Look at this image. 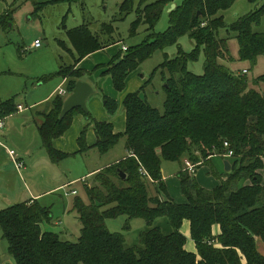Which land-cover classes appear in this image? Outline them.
Masks as SVG:
<instances>
[{
    "label": "trees",
    "instance_id": "16d2710c",
    "mask_svg": "<svg viewBox=\"0 0 264 264\" xmlns=\"http://www.w3.org/2000/svg\"><path fill=\"white\" fill-rule=\"evenodd\" d=\"M236 1L182 0L169 13V27L164 33L156 32V27L176 0L123 1L119 21L135 12L131 36L137 35L141 25H146L147 36L141 44L120 52L105 66L106 74L113 79L115 89L123 92L129 75L157 51L163 52L164 62L157 71L167 85L164 112L153 108L139 92L130 94L123 103L126 130L116 133L111 123L98 122L81 109L61 119L65 99L58 95L53 100L39 133L54 163L69 157L57 151L53 142L69 130L77 113L94 125L95 148L101 155L114 149L122 138L130 155L96 174L94 184L84 185L87 200L75 198L74 212L82 225L77 242L54 233L51 208L37 201L0 210V230L15 264H264L257 246L258 240L264 242V94L250 88L245 74L226 65L236 62L231 40L238 42V61L248 63L251 69L264 57V33L254 31L264 17V3L228 25L221 13ZM6 16L0 17V26L10 22ZM223 29L228 33L225 38L220 36ZM114 33L111 23L103 24L98 34L89 24L67 31L75 61L62 65L57 75L67 82L70 79L66 86L69 95L87 75L76 69L77 65L89 55L118 44ZM183 36L194 42L191 53L184 52L179 44ZM172 46H178L174 58L166 52ZM202 53L204 73L196 75L189 64L198 61ZM261 82L264 75L253 80L255 85ZM104 101L107 111L116 115L118 103L105 96ZM17 111L14 99L0 101V118ZM85 134L79 139L80 153L90 149ZM228 152L233 156L225 158ZM214 157L231 164L230 172L220 177V185L206 190L183 169L178 177L186 201L177 203L163 177V160H189L200 167ZM150 180L155 195L149 192ZM122 216L146 221L148 229L141 233L139 245L127 247L123 234L108 229L107 220ZM160 218L168 220L170 233L156 226ZM185 222L190 224L196 253L186 249L187 238L182 233ZM215 226L220 227L219 235L214 234ZM0 264L10 263L0 258Z\"/></svg>",
    "mask_w": 264,
    "mask_h": 264
},
{
    "label": "rangeland",
    "instance_id": "374dc122",
    "mask_svg": "<svg viewBox=\"0 0 264 264\" xmlns=\"http://www.w3.org/2000/svg\"><path fill=\"white\" fill-rule=\"evenodd\" d=\"M123 1L0 0V17L7 15L6 17L9 16L11 19L7 26H0V101L5 102L14 99L16 104L31 106L40 101L39 99L46 98L51 93L55 86L62 81V78L57 75L60 67L62 65H72L75 61L70 51L72 47L67 35L68 30L77 28L83 24H89L90 30L98 34L103 24L111 23L115 29L113 37L116 41H119L117 45L120 46H110L114 49H112V54L110 53L111 58L108 61H112L120 52L124 54L122 45L129 48L141 44L146 39L147 27L146 25H141L137 35L131 36L130 31L133 22L136 20V14L133 12L126 19L119 21V7ZM263 3V0L254 2L250 0H237L231 9L221 14L224 15L227 24L231 25L239 17L258 10ZM39 4H43L44 7H39ZM168 27L169 15L168 13H164L156 27V32L164 33L168 30ZM254 31L264 33V17L260 25L254 26ZM220 36L223 38L227 37V29L221 30ZM36 40L41 42L40 48L34 46ZM179 44L186 53H191L195 47L194 42L188 36L181 37ZM229 44L231 53L234 56L235 53H238L239 45L234 40H231ZM73 52L75 53L74 50ZM166 52L170 58H174L178 53V46H172ZM204 60L205 57L202 53L198 61L189 64V70L196 75H202L204 73ZM163 62L164 53L157 51L151 59L145 61L137 70L130 74L129 83L131 89H136L139 81L141 84L137 92L153 108L162 113L164 112V105L167 99V85L162 73L157 71V69ZM226 65L239 74H243V69H246L248 73L245 75L249 79L250 88L264 94V83L261 82L256 85L253 83L254 79L264 75V57L259 59L258 65L254 69H251L248 63L236 62ZM238 67H242V69ZM91 74L93 73L91 72ZM107 77L110 78L109 76ZM83 79H88V76H84ZM125 140V138L120 140L114 152H122V144ZM9 146L15 148V145L9 144ZM40 154V156L36 154L33 165L36 164L38 159L45 158V152H41ZM114 154L112 152L108 156L113 157ZM87 156L90 155H75L73 158L64 161L61 169H57L56 173L59 174V177L55 181H58L60 178L63 179L66 174V179L76 180V182L73 183V186L66 188L65 191L55 193L54 196L59 197L61 194H65V192L70 193L75 189L79 192V197L87 200L84 190L85 184L81 181L82 175L88 173L86 172L88 171V167L97 168L107 158H111L98 156L101 160L99 161L92 157L88 159ZM162 168L163 174L168 180L166 183L172 189L171 194L173 196L171 197L177 202L179 199L178 192H180V189H177L180 188L178 174L182 171L184 165L180 162L163 160ZM13 170L12 167L10 168L6 164L5 171L1 176L3 179H0V210L26 201L25 199L28 197H25L26 190H29L27 187L34 185L32 184V180H28L26 171H22L21 177L16 169L13 168ZM225 172L224 160L220 157H214L210 163L200 167L197 166L195 173L188 172V175L199 186L212 191L220 185V177ZM39 173L36 172L35 176H38V181L42 177V172ZM94 178H87L88 181L86 183L94 184ZM148 187L149 192L155 195L156 192L152 180L148 182ZM74 197L72 195L64 197L65 204L61 202L56 203L53 209L55 215L54 223L57 219H60L62 225L53 228V231L54 233L61 234L67 229L69 234H64L65 236L62 237L65 240L77 242L81 234L82 225L78 219L77 221L74 216L68 214L69 203L73 204ZM66 210L67 212H65ZM75 216L77 217V214ZM106 224L112 233L124 235L127 247L139 245L141 233L148 229L146 221L142 219L129 220L125 216L107 220ZM155 224L161 227L164 233L168 234L171 232V226L166 218L158 219ZM185 237L187 238L186 246L189 248L193 242L191 237ZM0 258L3 263L15 264L8 253V243L3 238L1 230Z\"/></svg>",
    "mask_w": 264,
    "mask_h": 264
},
{
    "label": "crops",
    "instance_id": "0c3cea01",
    "mask_svg": "<svg viewBox=\"0 0 264 264\" xmlns=\"http://www.w3.org/2000/svg\"><path fill=\"white\" fill-rule=\"evenodd\" d=\"M181 1L182 0H177L176 5L180 4ZM169 10L170 8H168L165 11V13H168V15L170 13ZM112 49L114 48L109 47L102 51H97L89 55L77 65L76 69L81 70L82 72L87 74L85 76H88V79H83V80L89 82L94 88L95 93L88 100V108L92 114V117L98 122L111 123L114 126L116 133H123L126 130V113L123 108L124 100L128 95L137 93L138 87L140 86L141 83L138 81L137 88L131 89L129 87L130 78H131L130 75L126 80V88L123 92H118L115 89L113 84V79L111 78L110 75L106 74L108 70L105 67L111 63V61L108 60H110L111 58L110 53L112 54ZM99 55H101V57H99ZM233 57L236 59V62H239L238 61L239 50L238 53H235ZM238 68L242 69V67H238ZM91 72L93 74L89 75L91 74ZM107 76H109L110 78H108ZM67 83H68L67 80L62 79V81L55 86V88L46 98L39 99L40 101L32 104L31 106H24L22 104H17L18 107L22 106V110L18 109L16 113L6 118H0V119H4L5 121V128L0 130V137H2L0 138V179H3L1 176L5 171L6 164L10 168L12 167V171H14L13 168L16 169V171L21 177H22V171L23 170L26 171L27 172L26 176H28V180H32L33 182L32 184L34 185L27 187L29 188V190H26L25 197L26 196L28 197L27 199H25L26 201L24 202L37 201L42 206L51 208L53 213V218H55L53 209L56 203L61 202L65 204L66 201L64 199L66 197H69L71 195L73 197L75 196L73 200V204L69 203L70 208L68 209L69 210L68 214L74 216L75 219L77 220L78 215L77 217L75 216L76 212H74V201L75 198L79 196V192L73 189L70 193L65 192V194H61L59 197L54 196L55 193L65 191L66 188L73 186V183L76 182V180L66 179L65 177L67 175L65 174L63 179L60 178L58 181H55L57 177H59L58 176L59 174L56 173L57 169H61L62 163H64V161L73 158L75 155L87 154L90 155L87 156L88 159L92 157L93 159L101 161L98 158V156L111 157L108 155H110V153L112 152L115 153L113 157L107 158L106 161L103 164H101L99 167L97 168L88 167V171H86L88 173L86 174L84 173L81 177L82 178L81 181L83 182V184H86V182L88 181L87 178L92 179L96 174H98L102 170L121 162L122 160L126 159L130 154L126 148V140H125L122 144L123 150L121 153L114 152L115 151L114 148L107 154L101 155L95 148L97 137H96L94 125L91 124L83 114L77 113L76 115L73 116L72 124L69 130L62 137L57 138L53 142V147L57 151L68 154L69 157L60 161L59 163H54L51 160L49 154L47 153L46 149L43 146V142L39 133V126L43 124L45 115L52 110V102L58 95H60L59 94L60 90H66ZM119 93L121 94L119 95ZM68 95L62 97L66 100V97H68ZM104 96L118 103V111L116 115H111L107 111L105 107ZM28 113H30V115H28ZM84 131H86L85 142L90 149L85 153H80L79 139L81 138V135L83 134ZM8 143L11 145H15V148L10 147ZM9 150H14L18 158L25 163V168L23 170H18L16 168L14 161L12 160L11 156L8 153ZM41 152L46 153L45 158H42L41 160L38 159L36 161V164L33 165V161L36 158V154L40 156ZM27 162H29V164H27ZM183 165L185 167V161L183 162ZM183 169L184 168H182V170ZM36 172L37 173L42 172L41 173L42 177L40 181H38V176L35 177ZM163 177L167 182L168 180L166 179L164 174ZM166 184L171 194L172 189L168 183ZM177 189H180L181 192V193L178 192L179 199L177 202L180 204L185 203L186 198L183 195L181 183H180V188ZM73 191H76L77 194L75 195L72 194ZM171 196L173 195L171 194ZM65 212H67V210ZM54 224L56 225L54 228L60 227L62 225V221L60 219H57V221H55ZM182 233L185 236L190 237V224L188 222L184 223L182 228ZM61 234L65 236L64 234H69V232L67 231V229H65L64 233ZM214 234L215 235L220 234L219 226L214 227ZM261 243H263V241L258 240L257 246L259 252L262 255H264V243L263 244ZM186 249L189 252L196 253L195 243L193 242V244L189 248L188 246H186Z\"/></svg>",
    "mask_w": 264,
    "mask_h": 264
},
{
    "label": "water",
    "instance_id": "95a60500",
    "mask_svg": "<svg viewBox=\"0 0 264 264\" xmlns=\"http://www.w3.org/2000/svg\"><path fill=\"white\" fill-rule=\"evenodd\" d=\"M176 8V4H173L169 10V12L173 11ZM95 93L93 86L85 81L79 80L75 85L74 90L66 100L64 101L63 109L61 111L60 118L64 119L69 113L76 109H81L85 114L90 113L88 108V100ZM225 170L226 172H230L231 164L229 161H225ZM120 177L125 180L126 175L121 173Z\"/></svg>",
    "mask_w": 264,
    "mask_h": 264
},
{
    "label": "built area",
    "instance_id": "2783aa9c",
    "mask_svg": "<svg viewBox=\"0 0 264 264\" xmlns=\"http://www.w3.org/2000/svg\"><path fill=\"white\" fill-rule=\"evenodd\" d=\"M34 46L36 48H40L41 42L39 40L35 41ZM127 50H128V47L123 45L122 46V51L126 52ZM246 73H248V71L244 70L243 74H246ZM59 94H60V96H63V97L68 95L66 90H60ZM18 109L22 110V106L18 107ZM4 128H5V121H4V119H0V130H2ZM225 146L228 147V144L225 143ZM8 153L11 156L12 160L14 161V163L16 165V168L18 170H23L25 168V163L21 159L18 158L16 152L14 150H9ZM232 156H233V153L232 152H228L225 157L230 158ZM196 168H197V165L193 164L191 161H189V160L185 161L184 170L188 171L189 173L194 174L195 171H196ZM72 194L75 195V194H77V192L73 191Z\"/></svg>",
    "mask_w": 264,
    "mask_h": 264
}]
</instances>
